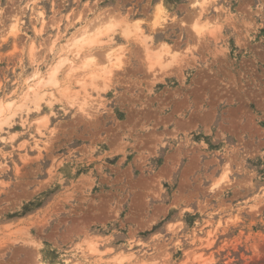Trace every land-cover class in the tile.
I'll return each instance as SVG.
<instances>
[{
  "label": "rangeland",
  "instance_id": "1",
  "mask_svg": "<svg viewBox=\"0 0 264 264\" xmlns=\"http://www.w3.org/2000/svg\"><path fill=\"white\" fill-rule=\"evenodd\" d=\"M192 2L0 0L2 101L20 98L36 67L44 77L72 59L69 42L101 19L111 31L89 52L121 57L105 88L63 66L73 107L52 89L51 106L26 101L1 127L0 264H110L120 252L127 264H264V0ZM197 15L210 23L201 36ZM135 27L141 37L123 36ZM162 43L178 54L148 68L142 45Z\"/></svg>",
  "mask_w": 264,
  "mask_h": 264
},
{
  "label": "bare ground",
  "instance_id": "2",
  "mask_svg": "<svg viewBox=\"0 0 264 264\" xmlns=\"http://www.w3.org/2000/svg\"><path fill=\"white\" fill-rule=\"evenodd\" d=\"M31 1L35 2L36 0H31ZM205 2H206V0H201V1L193 0L191 6H193V7L199 6V8H200L203 6V4H205ZM106 14H107V12H105L103 15H106ZM199 14H200V12H199ZM42 15L43 14L41 12H38L39 18H41ZM106 16H108V15H106ZM105 17L102 16V18H104V19H105ZM166 17H167V15L165 14L164 10L158 6V8L154 14L155 24L159 25L160 22L162 23L163 21H165ZM13 19H14L13 23L9 24V26L7 28V33L11 36L16 35V32L18 30L17 29V24H18L17 22H19V21H17L18 19L16 16ZM99 19H101V18L99 17L98 20ZM159 19H161L160 22H159ZM198 19H199L198 15L194 19H192L193 20L192 28H193V30L197 36H201L203 34V32L208 29V25L210 23L208 25H202L201 26L197 22ZM101 20H99L97 23L89 26L88 28H85L82 31H80L69 42V44L67 46V47H69L67 52L72 50L70 52V55H72V59H70L69 56H67V55L58 56L57 62L55 63V65L52 64L53 66L46 72L44 77L40 75L39 70L36 67L33 70V72L24 80L25 90H24V93L22 92V96L20 95V98H18V97L13 98L12 97L8 101L0 100V129L3 125H9L10 124L11 118L15 116V113L17 110H19L22 107L24 108L26 101L27 102L29 101L34 105L33 110H35V111H39L40 102L44 101L45 100L44 98H47L46 102L48 103L49 106H51L52 99H54V95L50 92V90H52V89H56L55 91L58 92L60 94V96H62L67 101L66 102L67 105L69 107H73L76 104V99H75L76 95H74L72 93V91L69 89L68 86L60 87L59 81L57 79V73L59 72V70L63 66H67V68H66L67 74L66 75L69 78H71L73 76H77V75L79 76V74H83L88 78L87 82L93 86L96 84V82L97 83L99 82L100 85L104 88L108 86L107 84L111 79L110 77H111L113 71L117 68H120L121 57H120V54L118 51L109 50L107 53L104 54V58L102 59V63H100V62L95 61L94 58L92 57V53L89 52V50H91L96 44H100L101 41L99 40V36H101L103 34H107L109 31H111V27H110L111 24H109V23L108 24L110 26H108V24H107V26L102 27L103 23L107 22L106 21L107 19H105V20L101 19ZM123 21H125V20H123ZM157 25H155V26H157ZM112 26H114V25H112ZM151 27H152V25H151ZM40 30H41V28L38 31L40 32ZM208 32L211 34L210 29L208 30ZM122 34L126 38L129 37L130 34H133L134 36H137V37H141L142 31L139 27H135V29L132 31H129L128 28H125V29H123ZM145 45H147V44H145ZM145 45L143 44L142 47L144 46L143 47L144 48V54H145L146 59L148 61L147 62L148 68L158 67L159 71H163L166 69V67L170 61L167 63H165V62L169 59L171 61H173L174 58L176 57L175 55L178 54V53L170 50V48L164 43L158 45L159 50H157L156 52H153V50H151L150 48H147V46L145 47ZM84 49L86 50V52L83 51ZM30 60H31V58H30ZM32 63H33V61H32ZM97 63H99V64H97ZM75 79H77V78H75ZM81 80H82V78L81 79L79 78V80L76 81L77 83L81 82L80 85H81V88L83 89V93H84V96L82 97V99L79 100L78 110L80 113H84V115L89 116L88 113H86V109L84 107L85 106L88 107V104H90L91 102L86 97L87 93L85 91V83H83L84 79L82 81ZM95 87H97V86L95 85ZM13 107H15L17 109L13 111L12 110ZM29 110H27V111H29ZM26 115H28V112H26ZM34 122H36V124H34V126H35L37 134H39V136H43L42 129L45 128L46 122H39L37 120H35ZM38 141H39L38 139H35L33 141V143H34L33 146L37 150H39L41 148L39 146L40 144L38 145ZM85 245H86V252H87V254H89V256L97 257L96 259H98L99 261L102 260L99 257L101 255V251L98 249L95 242L86 241ZM129 247H130V245H129ZM80 252H81V254L83 253V255H85V250L81 249ZM132 256L133 255L131 253L126 254V253L120 252V253L116 254L115 256H113L109 263L110 264H127V262L130 260V258ZM83 257H87V256H83ZM38 264H42V263H38ZM74 264H80V263H74Z\"/></svg>",
  "mask_w": 264,
  "mask_h": 264
}]
</instances>
